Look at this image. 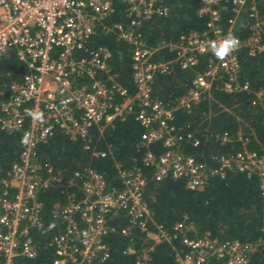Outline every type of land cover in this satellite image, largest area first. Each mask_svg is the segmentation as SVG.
Returning <instances> with one entry per match:
<instances>
[{
    "label": "built area",
    "instance_id": "2783aa9c",
    "mask_svg": "<svg viewBox=\"0 0 264 264\" xmlns=\"http://www.w3.org/2000/svg\"><path fill=\"white\" fill-rule=\"evenodd\" d=\"M122 1L127 21L106 25L115 13V0H0V62L14 52L27 68L19 80H0V131L20 132L21 139L25 132L31 134L29 144L21 142L18 163L0 179V264L36 259L40 246L35 236L43 228L38 194L51 187L67 192L65 201L54 203L51 212L56 231L48 240L55 254L52 264H104L110 256L105 240L113 232L109 224L120 215L127 223L118 233L129 241L123 254L133 257L135 264H150L153 246L174 239L188 249L184 255L177 254V264H249L254 253L264 251V237L243 243L218 241L208 232L198 236L186 217L170 231L157 225L144 197L147 180L137 165L115 166L120 183L116 187L92 168L75 171L63 180L50 168L43 172L35 161L37 147L56 134L85 141L94 126L103 124L104 128L133 115L144 129L141 146L148 149L160 142L163 147L159 155L147 150L141 157L143 166L153 168L155 181L179 179L187 190L203 191L211 178L238 172L256 177L264 197V148L250 149L249 138L241 133L234 138L217 135L222 145L239 142L242 149L226 156L212 155L215 166H209L183 152L185 144L199 145L195 133L172 123L175 112L209 96L213 86L227 94L249 91L248 83L240 81L239 54L242 49L251 57L264 54V0H228L232 16L226 24L221 22L218 0H198L196 15L204 20V27L156 46L149 45L142 23L167 16L169 0ZM241 19L246 20L248 30L244 40L234 34ZM99 27L130 48L132 96L111 67L110 50L92 43ZM230 34L239 39V48L219 60L209 42ZM161 50L173 53V58L156 59ZM200 58L204 67L194 74L183 95L164 101L153 94L157 74H168L174 66L194 69ZM252 105L264 114V85L254 93ZM26 109L42 111L44 121L32 120ZM134 231L138 232L136 242Z\"/></svg>",
    "mask_w": 264,
    "mask_h": 264
},
{
    "label": "trees",
    "instance_id": "16d2710c",
    "mask_svg": "<svg viewBox=\"0 0 264 264\" xmlns=\"http://www.w3.org/2000/svg\"><path fill=\"white\" fill-rule=\"evenodd\" d=\"M218 12L221 22L226 24L232 16L228 0H218ZM115 13L104 24L127 21L126 4L115 0ZM169 14L154 16L142 23L141 31L150 46L158 43L177 40L180 34L191 30L200 31L204 20L196 15L198 0H169ZM264 12V11H263ZM102 27L92 38L94 46H104L111 52V67L119 74V82L132 96L135 92L132 83L131 54L129 46L118 41L114 34L105 33ZM234 34L244 40L248 35L245 19L236 23ZM173 53L161 50L156 59L169 60ZM241 83H248L249 91L239 94H227L220 87L213 86L209 96L202 97L189 109L175 112L172 123L182 127L184 132H194L200 141L197 147L185 144L183 152L194 156L209 166H215L210 157L226 156L242 149L239 142L222 145L217 135L228 134L234 138L237 133L248 137L250 149L264 148V114L252 105L254 93L264 85V54L251 57L245 49L239 54ZM204 58L194 69H181L174 66L168 74H157L153 82V94L164 101L174 100L183 95L190 87L196 72L204 67ZM27 73L26 66L16 59L11 52L0 62V80L8 82L19 80ZM144 129L133 115L114 120L109 126L103 124L90 129L85 141H71L62 134L54 135L36 149L35 161L45 172L50 168L59 173L63 180L72 176L75 171L92 168L101 173L110 186H119L117 164L123 168L137 165L146 177L144 197L150 209L153 221L170 231L172 226L187 218L192 223L198 236L208 232L218 241L239 240L252 243L264 237V197L260 195L256 177L229 172L225 178L213 177L203 191H189L179 179L166 178L161 181L153 179V168L141 163L143 154L150 150L155 155L163 151L160 142L150 144L148 149L141 146ZM21 134H7L0 131V179L6 178L14 165L19 161ZM105 152L102 157L99 153ZM69 189L68 192H71ZM67 192L51 187L38 194L42 204L41 215L43 228L35 236L40 249L36 259L23 260V264H52L55 260L54 249L48 245L49 238L55 234L52 228V209L56 202H64ZM122 215L113 219L110 226L113 232L105 238L110 248V256L104 264H135L133 257L123 254L128 239L118 231L126 224ZM196 234V233H195ZM136 242L138 232L134 231ZM193 236V235H190ZM189 236V237H190ZM188 249L180 239L171 243H159L153 246L150 264H177L176 256L184 255ZM249 264H264V251L254 253Z\"/></svg>",
    "mask_w": 264,
    "mask_h": 264
},
{
    "label": "clouds",
    "instance_id": "9594fccd",
    "mask_svg": "<svg viewBox=\"0 0 264 264\" xmlns=\"http://www.w3.org/2000/svg\"><path fill=\"white\" fill-rule=\"evenodd\" d=\"M239 45V39L231 34L219 42H209L213 55L219 60H225V58L229 57L233 52L238 50ZM25 114L34 121L43 122L45 119L42 111L26 109ZM21 142L25 145L29 144L31 142V134L29 132H25Z\"/></svg>",
    "mask_w": 264,
    "mask_h": 264
}]
</instances>
